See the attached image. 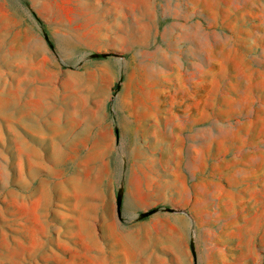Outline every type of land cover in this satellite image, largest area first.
I'll return each mask as SVG.
<instances>
[{
	"label": "rangeland",
	"instance_id": "rangeland-1",
	"mask_svg": "<svg viewBox=\"0 0 264 264\" xmlns=\"http://www.w3.org/2000/svg\"><path fill=\"white\" fill-rule=\"evenodd\" d=\"M0 264H264V0H0Z\"/></svg>",
	"mask_w": 264,
	"mask_h": 264
}]
</instances>
